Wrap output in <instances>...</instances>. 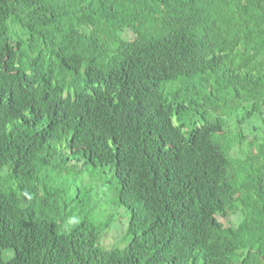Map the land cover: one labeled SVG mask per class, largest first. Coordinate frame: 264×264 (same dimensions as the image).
Listing matches in <instances>:
<instances>
[{
	"label": "trees",
	"instance_id": "obj_1",
	"mask_svg": "<svg viewBox=\"0 0 264 264\" xmlns=\"http://www.w3.org/2000/svg\"><path fill=\"white\" fill-rule=\"evenodd\" d=\"M0 264H264V0H0Z\"/></svg>",
	"mask_w": 264,
	"mask_h": 264
},
{
	"label": "rangeland",
	"instance_id": "obj_2",
	"mask_svg": "<svg viewBox=\"0 0 264 264\" xmlns=\"http://www.w3.org/2000/svg\"><path fill=\"white\" fill-rule=\"evenodd\" d=\"M75 163L78 166L81 165V162ZM113 174L108 167H105L104 172H100V169L91 167L85 170L84 173L74 170L70 174V178H68L71 184L80 186L82 192L91 189L89 195L91 196L92 204L86 205L81 209L77 208L74 211H68L67 213L72 212L74 218L66 220L64 226L67 228L71 223H75L82 218H87L101 229L104 224L109 223L108 228L102 231L104 238L99 242L103 247L120 246L122 244L120 236L123 235L125 228L123 218L126 220V224L128 222V213H125V209L118 207L115 202L113 188L115 178ZM70 207L71 204L68 208ZM228 219H223V221H228ZM116 225H119L120 228ZM7 256L8 253L4 252L2 259L6 260Z\"/></svg>",
	"mask_w": 264,
	"mask_h": 264
}]
</instances>
